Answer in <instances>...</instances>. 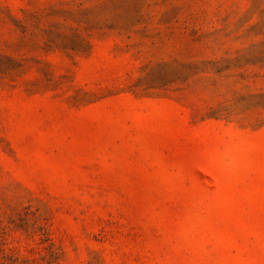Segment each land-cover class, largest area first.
<instances>
[{
    "label": "rangeland",
    "instance_id": "374dc122",
    "mask_svg": "<svg viewBox=\"0 0 264 264\" xmlns=\"http://www.w3.org/2000/svg\"><path fill=\"white\" fill-rule=\"evenodd\" d=\"M0 264H264V0H0Z\"/></svg>",
    "mask_w": 264,
    "mask_h": 264
}]
</instances>
